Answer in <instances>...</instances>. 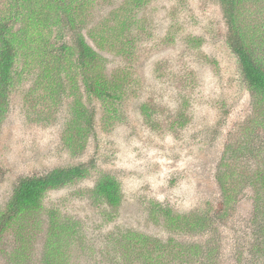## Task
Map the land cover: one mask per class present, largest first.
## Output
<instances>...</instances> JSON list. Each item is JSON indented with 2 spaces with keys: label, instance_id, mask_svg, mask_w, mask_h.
Segmentation results:
<instances>
[{
  "label": "rangeland",
  "instance_id": "obj_1",
  "mask_svg": "<svg viewBox=\"0 0 264 264\" xmlns=\"http://www.w3.org/2000/svg\"><path fill=\"white\" fill-rule=\"evenodd\" d=\"M39 1L35 8L40 15H52V8ZM126 1L89 0L83 30L86 41L105 58L107 73L122 70L130 77L133 88L122 106V120L103 115L96 102L95 134L89 133L83 151L74 154V146L64 141L71 98L55 92L51 81L41 89L32 88L34 76L25 80L12 92L0 127V204L22 175L93 158L98 170L108 171L120 182L121 202L112 209L94 200L90 191L94 174L45 195L44 208L55 207L59 216L78 222L77 234L69 235L72 243L64 248L65 264H115L119 255L111 244L115 232L134 230L161 239H188L184 233L168 230L163 215L152 213V201L183 214L199 204L219 208L224 215L211 233L217 241L218 264H264V254L254 251L263 238L253 241L250 235L261 226L252 191L243 188L233 203L222 208L215 180L225 143L240 136L255 111V99L240 82L236 58L225 44L219 3L148 0L133 8L136 16L129 20V35L136 41L135 57L130 58L95 43L102 27V35L110 39L107 29L110 32L128 7ZM71 4L74 14V0ZM243 15L247 24L264 32L262 2L246 3ZM51 29V34L42 29L41 36L52 39L56 28ZM260 31L254 38L264 44ZM142 106H148L146 112ZM235 159L232 164L244 172L245 157ZM38 218L40 223L23 233V238L31 237L25 264H40L37 252L47 232L44 210ZM195 238L202 239L201 235ZM14 247L8 231L0 242V264H10Z\"/></svg>",
  "mask_w": 264,
  "mask_h": 264
},
{
  "label": "trees",
  "instance_id": "obj_2",
  "mask_svg": "<svg viewBox=\"0 0 264 264\" xmlns=\"http://www.w3.org/2000/svg\"><path fill=\"white\" fill-rule=\"evenodd\" d=\"M147 1H126L128 7L115 20L110 32L107 29L110 39L102 35L105 28L98 26L100 35L96 45L101 49L106 45L117 55L134 58L132 47L136 40L129 35V20L136 15L131 10ZM38 2L0 0V127L9 112L12 92L19 85L32 76V88L37 86L43 89V85L51 81L55 92L71 98L64 141L70 148L74 146L76 154L83 151L88 134H95V103L100 104L103 115L121 121L122 106L133 86L130 77L122 70L108 74L105 58L86 41L83 30L86 29L87 19L84 17L89 0H74V14L70 8L72 0H47V3L44 0V5L48 4L53 11L52 15L46 17L35 8ZM217 2L226 26L225 44L236 58L240 82L255 99V111L240 136L225 143L215 180L221 192L222 208L233 203L237 199V192L243 188L252 191L254 214L260 217L261 226L250 235L253 241L263 238L261 246H255L254 251L264 254V44L254 38L261 29L247 24L243 15L246 3L262 2L264 5V0ZM52 16L54 18L51 19ZM28 20L32 21L26 23ZM51 26H55L56 31L52 39L46 40L41 36L42 29L46 28L51 34ZM262 35L264 32L260 31L259 39H264ZM146 109L148 106H142L141 111L146 112ZM249 137L259 138L258 143L249 140ZM238 156L245 157L247 165L244 172L232 164L234 158L238 160ZM91 174L95 176L90 190L94 200L112 209L119 205L122 197L120 182L108 171L98 170L93 158L22 175L12 184L7 199L0 204V242L10 231L15 243V249L10 252V264H25L28 260L31 237L23 238V233L27 227L40 223L42 218L38 216L41 210L46 215L47 232L37 252L39 263H66L68 256L64 248L72 243V240H68L69 235L72 233L75 237L77 234L78 222L59 216L55 207L44 208V197L51 190L76 184ZM237 180L241 184H235ZM151 203L152 213L163 215L168 230L184 233L188 239L181 240L177 236L161 239L134 230L115 232L111 240L112 247L116 246L119 253L115 264H218L217 241L211 233L216 232V221H220L224 215L219 208L221 214L211 205L206 208L199 204V207L196 205L183 214L175 213L171 207L159 202ZM103 214L110 218V214ZM197 235H201L202 239H196Z\"/></svg>",
  "mask_w": 264,
  "mask_h": 264
}]
</instances>
